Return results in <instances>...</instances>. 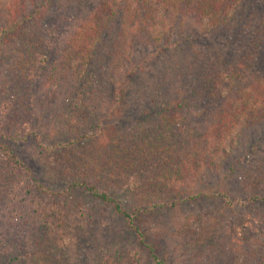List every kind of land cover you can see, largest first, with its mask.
I'll use <instances>...</instances> for the list:
<instances>
[{
  "label": "trees",
  "instance_id": "1",
  "mask_svg": "<svg viewBox=\"0 0 264 264\" xmlns=\"http://www.w3.org/2000/svg\"><path fill=\"white\" fill-rule=\"evenodd\" d=\"M62 1L0 15L3 264H264V0Z\"/></svg>",
  "mask_w": 264,
  "mask_h": 264
},
{
  "label": "rangeland",
  "instance_id": "2",
  "mask_svg": "<svg viewBox=\"0 0 264 264\" xmlns=\"http://www.w3.org/2000/svg\"><path fill=\"white\" fill-rule=\"evenodd\" d=\"M5 3H7V0H0V15L3 13V5ZM65 5H66L65 1L60 0V2H58L55 7L61 13H64L65 12V7H66ZM68 19L69 18H66L65 21H62V28H61V31L59 32V34L61 33V36L62 37H66L67 36V30H68L67 29V21H68ZM184 24H183V28L185 29ZM165 25H168V24L165 23ZM176 25H178V22L175 20L170 25V31L173 30ZM152 63H155L154 66L157 65L156 64V57H154V59L152 60ZM66 64H67L66 60L64 58H62L60 63L58 62V63H56L55 66L53 65L54 66V79L57 78V75H62V74L64 75L65 74ZM145 79L146 78H144V80ZM56 82L58 84L67 85L69 83V80H68V78H64V79H61L60 78ZM53 85L56 88L58 87L54 83H53ZM123 86L125 87V89H130V87H131L130 86V83L125 82V81L121 85H119L120 89L123 88ZM45 87H46V85L39 86V91H38L39 95L42 96V93H43V90L45 89ZM31 89H30V91H31ZM1 93H4V92L1 91ZM59 99H61V98L58 97L55 100H52L49 104H48V102L45 103V105L42 108L43 110H42V114H41V117H43V120L44 121H46V119L48 120L50 118L51 113L53 115H58V114H61L64 111L63 108L60 106V104H62V102L59 101ZM104 102H105V99H104ZM15 105H17V102L12 101L9 98V96H4V95L0 94V111H3V114L6 111L8 113L13 112ZM51 119H49V120H51ZM231 133L228 136H230ZM225 138H227V137H225ZM221 146H223V139L221 140L220 138L210 139V143H207V146H206L207 153H208V155H210V158L214 162H216L219 152H216L217 153V155H216L214 152L212 153L211 151L213 149L218 150L219 148H221ZM223 164L225 165V163H223ZM29 166L30 167H33L32 164H29ZM33 169L34 170H37L34 167H33ZM190 225L193 226V228H196L197 227L195 221H191L190 222ZM226 225H227V234L224 237V240L226 241L225 242V245L226 246L228 245L227 247H229L233 251H235V248L238 249L237 252H239L240 251V248H242V245L240 243V237L242 236L243 232L245 231L244 229L245 228H248V229L257 228L256 221L253 220L250 217V214L247 211H241L236 217H232L231 216L230 218H228V221L226 222ZM6 254L9 257L13 256V252L11 250L8 251ZM9 257H7V258H9ZM3 260H4L3 257H1V255H0V264H3L4 263ZM237 261L239 262L240 261V258H238ZM42 262H44V261H42ZM16 263L17 262H12V263H9V264H16ZM20 263L21 262H19L18 264H20ZM65 263L66 264H69L66 261H65ZM25 264H40V263L37 262V259H28L27 258V259H25ZM125 264H128V263H125Z\"/></svg>",
  "mask_w": 264,
  "mask_h": 264
}]
</instances>
